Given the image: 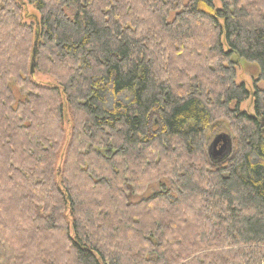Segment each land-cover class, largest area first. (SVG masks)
I'll return each mask as SVG.
<instances>
[{
  "label": "trees",
  "instance_id": "16d2710c",
  "mask_svg": "<svg viewBox=\"0 0 264 264\" xmlns=\"http://www.w3.org/2000/svg\"><path fill=\"white\" fill-rule=\"evenodd\" d=\"M217 1L170 23L179 0H27V25L0 0V264H264V88L234 65L264 84V0ZM218 129L233 149L214 166ZM148 178L167 193L129 204Z\"/></svg>",
  "mask_w": 264,
  "mask_h": 264
},
{
  "label": "rangeland",
  "instance_id": "374dc122",
  "mask_svg": "<svg viewBox=\"0 0 264 264\" xmlns=\"http://www.w3.org/2000/svg\"><path fill=\"white\" fill-rule=\"evenodd\" d=\"M18 1L24 5V9H23L24 12H23V16H22L23 22L26 23L27 25H32V24L34 25L35 20H38V18H39V15L36 12L34 6H29L27 4V0H18ZM188 3H189V0H179V2L177 3L179 5L178 10L175 12H172L169 15L168 22L171 23L173 21L174 17L179 12H181L188 5ZM213 3H214L215 8L221 7V4L219 3V1L214 0ZM74 12L75 11H74V8L72 6H70L68 9H66V14H68L69 17H72ZM36 63H37V61H35V56H34V58L32 59V63H31V66L33 65V74H31L33 82L38 84V85H42V86H49V85L55 86L56 82H55L53 77L48 75L49 74L48 69L45 68L44 66H42L40 71L38 72L34 69V66L36 65ZM234 65H235V71H236V83L238 85H244L246 90L249 93H251V95L253 94L254 89H260L261 90L264 88V84L262 82L258 81L260 73H259V69L256 65L249 64V63H246V62L241 61V60H238L236 62L234 61ZM31 66H30V69H31ZM119 100L121 102L127 101L124 96L120 97ZM114 101L115 100L112 97V95L110 93H108L105 97V100H104L106 110L111 109ZM240 111L247 113L248 115H253V101L251 98L240 106ZM70 126H71L70 124H66V122H65V124H64V130H65L64 131V146L62 147L63 154H65V151H66L68 144L70 142L69 141L70 140V130H71ZM222 134H227L230 136V134L226 130H223V129H218L216 131L209 132L208 133L209 144L214 140V138L216 136L222 135ZM154 179L152 181H150L149 178L146 179L148 187H146V192H144L142 194H132L131 187L126 185V189L124 187V190H125L126 196H128V203L132 204V205L140 204L143 201L155 199V197L161 193L162 194L167 193L166 189L167 190H169V189L165 188V187H168V183H166L165 181H163V182L160 181L165 186V187H161L160 185L157 184V182H155ZM73 183H75L73 185L75 188H77V189L83 188L82 182H73ZM74 191H76V190H74ZM168 199L170 201H173L176 199V197L173 193H171L168 195ZM186 206H187L186 208H188V205H186ZM23 208H26V205ZM25 225L26 226H23L22 230L20 232H26V235L24 236L23 241L27 246H29L30 244H29V242L27 243L26 239L29 238V235H31L29 233L32 231L29 229L28 223H25ZM184 230H189V229L184 226ZM49 245H50V243H49ZM50 248H52V247H50ZM53 248L54 249H52V250H54V251H60L62 249V246L60 244L58 247H53ZM57 254L58 253H56V255ZM58 264H69V263L67 261H65V262L62 261L61 263H58Z\"/></svg>",
  "mask_w": 264,
  "mask_h": 264
},
{
  "label": "water",
  "instance_id": "95a60500",
  "mask_svg": "<svg viewBox=\"0 0 264 264\" xmlns=\"http://www.w3.org/2000/svg\"><path fill=\"white\" fill-rule=\"evenodd\" d=\"M34 56H35V50L33 51V58ZM30 74H33V65L31 66ZM232 149H233V144H232L231 136L227 134H222L216 136L214 140L208 145L206 154L208 160L212 165L219 166L231 156Z\"/></svg>",
  "mask_w": 264,
  "mask_h": 264
}]
</instances>
